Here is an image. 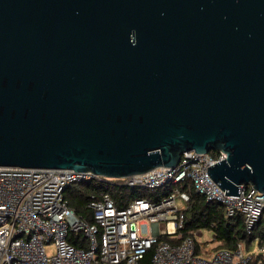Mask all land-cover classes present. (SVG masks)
Segmentation results:
<instances>
[{
    "label": "water",
    "instance_id": "1",
    "mask_svg": "<svg viewBox=\"0 0 264 264\" xmlns=\"http://www.w3.org/2000/svg\"><path fill=\"white\" fill-rule=\"evenodd\" d=\"M188 151L264 193V0H0V167L121 179Z\"/></svg>",
    "mask_w": 264,
    "mask_h": 264
},
{
    "label": "built area",
    "instance_id": "2",
    "mask_svg": "<svg viewBox=\"0 0 264 264\" xmlns=\"http://www.w3.org/2000/svg\"><path fill=\"white\" fill-rule=\"evenodd\" d=\"M224 158L220 151H188L174 168L121 179L0 167V264H247L254 252H246L242 243L234 251L214 248L209 253L197 243L201 231L188 236L181 232L190 203V195L178 188L184 183L205 202L220 205L224 217L241 216L246 231L264 221V193L241 186L238 197L224 195L208 176L206 168ZM83 182L172 190L158 201L138 197L121 209L108 193H99L88 202L93 222L87 223L64 198L68 186ZM78 236L85 239L84 247L69 242ZM256 251L264 255V249Z\"/></svg>",
    "mask_w": 264,
    "mask_h": 264
},
{
    "label": "trees",
    "instance_id": "3",
    "mask_svg": "<svg viewBox=\"0 0 264 264\" xmlns=\"http://www.w3.org/2000/svg\"><path fill=\"white\" fill-rule=\"evenodd\" d=\"M178 188L190 195V203L184 211V226L181 229L184 236L193 232L208 230L213 234V240L217 242L215 249L234 251L236 245L242 243L246 252H251V250L254 252L247 264H264V255L256 251L257 249H264L263 220L256 223L250 231H246L241 216L224 217L220 205L205 202L203 197L193 193L187 183L179 185ZM171 190V186L156 190H139L128 187H111L102 183L83 182L68 186L64 191V198L68 207L80 220L92 223V211L87 205L91 197H96L99 193H108L116 208L121 209L138 197L158 201L167 196ZM69 242L76 247L86 245L85 239L81 236L70 238Z\"/></svg>",
    "mask_w": 264,
    "mask_h": 264
},
{
    "label": "rangeland",
    "instance_id": "4",
    "mask_svg": "<svg viewBox=\"0 0 264 264\" xmlns=\"http://www.w3.org/2000/svg\"><path fill=\"white\" fill-rule=\"evenodd\" d=\"M196 240L201 250L209 253L213 252V249L217 246V242L213 240V234L208 230H201V234L196 237ZM199 255H202L201 252ZM148 258L149 254L146 256V260Z\"/></svg>",
    "mask_w": 264,
    "mask_h": 264
}]
</instances>
